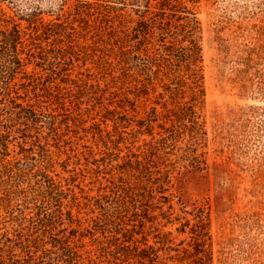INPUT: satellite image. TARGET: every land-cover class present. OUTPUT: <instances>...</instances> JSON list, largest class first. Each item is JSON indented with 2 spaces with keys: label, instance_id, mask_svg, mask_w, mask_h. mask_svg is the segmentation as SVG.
<instances>
[{
  "label": "rangeland",
  "instance_id": "obj_1",
  "mask_svg": "<svg viewBox=\"0 0 264 264\" xmlns=\"http://www.w3.org/2000/svg\"><path fill=\"white\" fill-rule=\"evenodd\" d=\"M14 26L0 264H264V0H0Z\"/></svg>",
  "mask_w": 264,
  "mask_h": 264
},
{
  "label": "trees",
  "instance_id": "obj_2",
  "mask_svg": "<svg viewBox=\"0 0 264 264\" xmlns=\"http://www.w3.org/2000/svg\"><path fill=\"white\" fill-rule=\"evenodd\" d=\"M20 31L17 26L6 31L0 29V71L6 76H13L23 66V59L17 51V43L21 40ZM196 76V68H193Z\"/></svg>",
  "mask_w": 264,
  "mask_h": 264
}]
</instances>
